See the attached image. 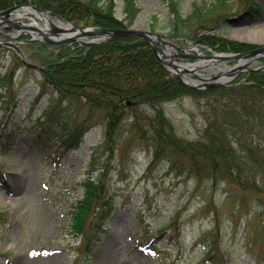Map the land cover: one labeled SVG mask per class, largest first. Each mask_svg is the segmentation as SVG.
<instances>
[{
	"label": "rangeland",
	"instance_id": "1",
	"mask_svg": "<svg viewBox=\"0 0 264 264\" xmlns=\"http://www.w3.org/2000/svg\"><path fill=\"white\" fill-rule=\"evenodd\" d=\"M177 1L185 15L192 3L200 0ZM113 2L115 15L123 18V0ZM135 2L140 11L130 27L151 30L153 24L152 32L164 35L177 46L198 44L192 39L195 33L192 26L180 29L183 36H177L171 35L170 27L163 25L169 20L167 2ZM219 5L218 2L214 8H224L226 16L218 30L221 35L249 43L252 48L264 46V0H255L254 7L250 0H227L223 6ZM9 18L0 16L1 72L8 67L12 52L31 62L28 53L32 50L26 46L27 40L40 36L34 30L15 26L31 19L15 20L14 15ZM51 19L58 22L55 17ZM39 23L44 25L41 20ZM198 48L206 55L223 52L215 47L199 45ZM161 49L167 56L159 54L167 60L200 61L190 57L175 60V49L169 47L168 51L163 46ZM236 62L233 58L216 59L205 62L198 71L219 75ZM259 64L253 60L246 67ZM244 72H238L233 80ZM187 75L200 82L191 73ZM40 78L37 69L19 68L13 78L19 96L17 107L13 112L0 109V264H211L203 257L205 249L199 241L201 230L210 226V222L206 217L194 216L198 201L186 196L191 192L192 181L174 176L168 171L166 161L148 169L151 149L138 147L143 145L140 142L127 150L122 162L118 158L110 160L113 166L107 192L110 207L94 218L96 226L91 232L89 253L78 260L75 247L80 244V236L74 235L70 228L69 210L83 192L82 180L92 148L102 140L103 127L96 123L85 132L77 148L65 151L57 134L62 128L81 122L88 115L87 110L73 100L60 103L50 86H46L37 101ZM52 106L58 122L47 123L44 108ZM161 107L180 137L196 138L203 119L193 98L180 97ZM92 117L96 120L98 113ZM125 142L124 137L118 140L120 146ZM215 199L224 220L220 264H264V214L259 213L252 201L249 208L237 212L240 218L235 219L231 217V201H223L224 193L217 194ZM177 213L173 222L172 217Z\"/></svg>",
	"mask_w": 264,
	"mask_h": 264
},
{
	"label": "trees",
	"instance_id": "2",
	"mask_svg": "<svg viewBox=\"0 0 264 264\" xmlns=\"http://www.w3.org/2000/svg\"><path fill=\"white\" fill-rule=\"evenodd\" d=\"M162 1L167 2L170 12L168 23L163 25L170 27L171 35L183 36L180 29L192 26V39L203 47L229 52L253 47L218 32L226 16L224 8L214 6L218 2L223 6L227 0L195 1L185 15L179 1ZM250 1L254 7V0ZM23 3L49 9L74 25L108 28L130 26L140 11L135 0H123V18L115 15L113 0H0V9ZM26 46L32 50L28 56L41 74L36 100L50 86L60 103L73 100L87 110L81 122L57 134L59 145L65 151L77 148L86 131L96 123L103 127L102 140L93 146L82 180L83 192L69 210L70 228L80 236V244L75 247L78 260L89 253L96 216L104 214L109 206L108 182L113 168L110 160L118 158L122 162L127 150L140 142L143 145L138 147L151 149L148 169L166 161L174 176L192 181L186 196L198 201L194 216L206 217L210 222L199 235L205 249L203 257L211 264H220L224 220L215 196L224 193L223 201H231L232 218L239 219L237 212L249 208L252 201L264 214V71L250 70L227 84L195 88L170 71L152 45L137 35L118 36L91 46L76 41L51 44L41 40H29ZM10 57L6 70L0 71V109L4 112H12L18 103L13 81L16 71L21 67L32 69L14 52ZM184 96L195 100L203 119L194 139L180 137L161 107ZM52 109L53 106L44 108L47 123L58 122L54 118L57 112ZM93 113H98L96 120ZM121 137L126 140L122 146L118 143ZM201 211H205L204 216H200ZM177 215L172 217L173 222Z\"/></svg>",
	"mask_w": 264,
	"mask_h": 264
},
{
	"label": "water",
	"instance_id": "3",
	"mask_svg": "<svg viewBox=\"0 0 264 264\" xmlns=\"http://www.w3.org/2000/svg\"><path fill=\"white\" fill-rule=\"evenodd\" d=\"M11 15H15V20H21L23 18L31 19L33 23L15 24V26L21 27L24 30H34L37 33H40V36L34 37L35 39H43L50 43L78 41L82 45H92L94 43L105 42L118 36L138 35L146 39L152 45L156 55L165 64L170 65V67H172L170 69L174 73L178 74L183 82L198 88L227 83L236 74H238V72L251 69L246 67L248 63L260 57H264V46L240 53H215L213 55H206L202 53L194 54L190 52V50H197L194 44L189 47L177 46L164 35L152 32L149 29H137L132 27L107 28L101 26H74L70 22L63 21H60L59 24H63L64 26H55L50 17L56 16L51 11L38 8L32 4H20L0 10V16L4 19L9 20V16ZM38 20H41L44 23V27L39 24ZM46 20L49 21V24L53 25L56 32H60L57 37H52V35L47 32L48 27L46 25ZM161 46L165 47L166 49H168V47L175 49L177 56L175 60H181V57H190L193 59H202L203 63L201 64V62H198L197 64H182L173 60L164 59L162 56L165 57L167 54L161 49ZM159 52L162 56L159 54ZM227 58L239 59V62L236 65L230 67L228 70H224L223 73L219 75L211 76L197 72L198 68L203 66L205 62L209 63L211 60H221ZM27 64L36 67L34 64ZM257 68L264 69V65H261ZM187 73H191L195 78L200 79L201 82L198 83L195 79L188 76Z\"/></svg>",
	"mask_w": 264,
	"mask_h": 264
},
{
	"label": "bare ground",
	"instance_id": "4",
	"mask_svg": "<svg viewBox=\"0 0 264 264\" xmlns=\"http://www.w3.org/2000/svg\"><path fill=\"white\" fill-rule=\"evenodd\" d=\"M37 24V23H36ZM53 24L55 26H64L63 24H57L56 22H53ZM46 25L48 27L47 32L52 35V37H57L58 34H60V32H56L53 25L49 24V21L46 20ZM42 26V25H41ZM192 67V66H189Z\"/></svg>",
	"mask_w": 264,
	"mask_h": 264
}]
</instances>
